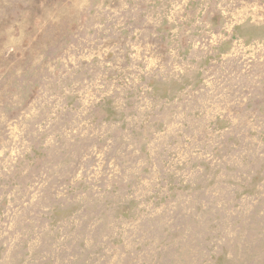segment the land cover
<instances>
[{"label": "rangeland", "instance_id": "374dc122", "mask_svg": "<svg viewBox=\"0 0 264 264\" xmlns=\"http://www.w3.org/2000/svg\"><path fill=\"white\" fill-rule=\"evenodd\" d=\"M0 264H264V0H0Z\"/></svg>", "mask_w": 264, "mask_h": 264}]
</instances>
